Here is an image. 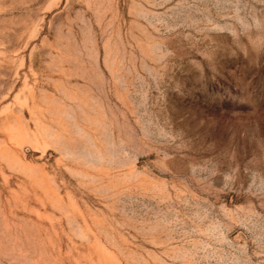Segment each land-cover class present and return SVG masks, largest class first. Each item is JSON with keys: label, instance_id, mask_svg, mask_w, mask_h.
<instances>
[{"label": "rangeland", "instance_id": "1", "mask_svg": "<svg viewBox=\"0 0 264 264\" xmlns=\"http://www.w3.org/2000/svg\"><path fill=\"white\" fill-rule=\"evenodd\" d=\"M0 264H264V0H0Z\"/></svg>", "mask_w": 264, "mask_h": 264}]
</instances>
